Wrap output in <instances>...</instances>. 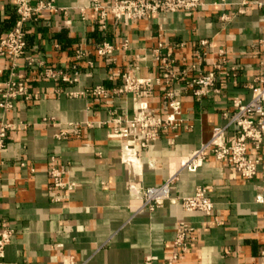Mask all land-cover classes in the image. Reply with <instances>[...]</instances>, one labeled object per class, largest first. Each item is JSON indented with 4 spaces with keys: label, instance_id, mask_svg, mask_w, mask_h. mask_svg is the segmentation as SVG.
<instances>
[{
    "label": "crops",
    "instance_id": "obj_1",
    "mask_svg": "<svg viewBox=\"0 0 264 264\" xmlns=\"http://www.w3.org/2000/svg\"><path fill=\"white\" fill-rule=\"evenodd\" d=\"M44 1H53L57 11L45 10L27 25L26 56L15 71L0 59V89L14 78L30 94L12 110L0 108V129L10 125L0 149V229L13 231L3 264H145L147 257L166 263L177 252L173 241L181 223L193 228V240L173 264H264V176L244 179L209 154L196 171L184 167L215 127L227 126L224 112L232 111L236 100L250 101L251 86L264 72V56L257 55L264 39V10L257 2L264 0H202L204 6L191 15L160 14L119 25L110 21L106 30L91 11L86 18L81 15L93 0L31 4ZM15 6L16 0H0V40L16 25ZM160 34L166 44H185L173 51L181 69L193 62L199 42L207 40L214 46L209 52L226 53L235 75L220 76L214 91L203 97L176 80L155 86L143 103L167 119L173 111L165 93L172 91L180 105L179 127L150 129L152 139L141 131L113 137L120 127L117 119L125 122L136 115L135 93H113L124 87L118 71L135 64L136 76L156 81L154 49ZM124 40L130 41L129 50L121 49ZM104 42L115 45L114 57L97 55ZM77 50L87 56L77 60ZM28 57L37 62L28 65ZM212 63H203L195 75ZM47 68L70 77L77 72L78 82L49 79ZM97 86L110 95L84 93ZM236 133L229 127L227 141ZM125 146L136 153L132 167L125 162ZM250 154L264 164V143ZM54 169L63 171L66 187L52 185ZM171 177H176L173 197L192 196L204 187L214 203L212 215L172 203L150 210L131 192L132 185L141 190Z\"/></svg>",
    "mask_w": 264,
    "mask_h": 264
},
{
    "label": "built area",
    "instance_id": "obj_2",
    "mask_svg": "<svg viewBox=\"0 0 264 264\" xmlns=\"http://www.w3.org/2000/svg\"><path fill=\"white\" fill-rule=\"evenodd\" d=\"M31 2L32 0H16L15 10L18 20L15 27L0 40V59L8 61L9 67L13 72L18 67L19 60L26 56L27 25L36 22L40 14L45 10L57 11L53 1L40 2L35 7L32 6ZM247 3L248 1H244L243 5ZM203 6L202 0H107L106 2L93 0L87 8L81 9V15L86 18L88 16L87 11H91L96 16L99 27L102 30H106L110 21H113L115 25H119L125 20L137 23L145 19H155L160 14L184 13L191 15ZM257 6L264 10V1L257 2ZM239 12H242V10ZM159 38L158 46L154 49V58L159 71L156 81L136 76L138 66L135 64L130 65L127 71H118L124 81V87L113 90V93H135L136 115L133 119L125 122L117 119L120 127L115 131L113 137L126 138L130 132L138 134L140 131L150 135V129L171 126L179 127L176 115L180 113V105L172 91H166L165 93L168 107L173 111L167 119H163L153 111H150L146 104L143 103V98L150 96L155 86L168 85L173 80H176L180 81L182 87L191 91L194 96L203 97L214 91L220 76L230 77L235 75L236 68L229 66V59L222 49L216 52L208 51V49H213L214 47L210 41L201 40L198 49L194 53L193 62L181 69L176 63L173 51L184 47L185 44H166L163 41V34H160ZM120 47L122 50H129L130 41L124 40ZM258 48L260 52L257 55L261 54L264 56V39L259 42ZM116 51L115 45L109 42H104L96 48L97 55L105 59L114 57ZM86 56V51H76L77 60H81ZM211 59H213L211 69L195 75L199 67ZM27 62L28 65H33L37 60L28 57ZM261 66L264 71V60L261 62ZM45 75L54 81L62 79L65 82H78L77 72H75V77H70L55 69L47 68ZM251 92V99L248 103L236 100L233 110L224 112V116L228 121L227 126H217L213 129L209 142L193 153L191 158L185 163V169L191 172L196 171L209 154L217 161L233 166L244 179L253 180L260 173L264 176V164L260 160L252 158L250 154L251 150L260 151L264 143V72L255 78L251 86ZM84 93L92 97L104 98L110 95V92L102 86L86 90ZM77 94L73 93L72 95L75 96ZM0 97V108L12 110L16 101L30 98L29 88L21 80L11 78L0 89ZM229 127H234L237 130L232 142L227 141V129ZM9 128L10 125H2L0 129V149L5 145ZM150 137L152 139L154 135H150ZM148 141L149 139H145L141 146L146 148ZM124 152L125 162L132 167V158L136 156L134 149L125 146ZM62 176L63 171L59 169L52 170L51 179L55 188L67 186L62 180ZM175 181L176 177H171L160 186L146 187L141 190L132 185L131 192L143 200V208L150 210L163 207L166 203H172L179 204L187 212H200L206 216L212 215L214 203L204 187H198L192 196L173 197L171 187ZM72 186L73 184H69V187ZM192 232L193 228L191 226L181 223L173 241L177 252L166 263L159 262L155 257H147L145 264H173L179 259L181 254L189 250L190 242L193 240ZM12 237L13 231L11 229H0V264H3L6 248L10 244Z\"/></svg>",
    "mask_w": 264,
    "mask_h": 264
}]
</instances>
